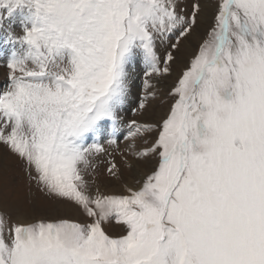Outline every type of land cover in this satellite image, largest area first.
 Segmentation results:
<instances>
[{"label": "snow or ice", "instance_id": "6c2138e0", "mask_svg": "<svg viewBox=\"0 0 264 264\" xmlns=\"http://www.w3.org/2000/svg\"><path fill=\"white\" fill-rule=\"evenodd\" d=\"M205 19L200 0L190 14L183 0H0L12 46L0 145L84 217L0 213V264H264V0H216L166 117L120 130L132 73L143 72L144 110L150 80L172 74ZM121 137L155 163L123 194L93 193L94 161ZM113 218L123 234L105 231Z\"/></svg>", "mask_w": 264, "mask_h": 264}, {"label": "rangeland", "instance_id": "374dc122", "mask_svg": "<svg viewBox=\"0 0 264 264\" xmlns=\"http://www.w3.org/2000/svg\"><path fill=\"white\" fill-rule=\"evenodd\" d=\"M193 2L195 0H183V5L186 6V11L189 14ZM200 2L205 5L207 19L201 20L192 36L187 41L182 42L180 51L176 53L177 61L172 65V74L167 77H154L150 80V83L154 85L152 91H155L156 94L154 98L149 97L145 109L140 111L135 110L146 94V90L143 88L144 76L140 67L134 71L138 92L133 107L128 109V115L120 116L122 120L121 131H126L125 125L131 120H136L139 123L159 124L166 117L171 104L174 102L168 95L170 87L196 52L201 38L205 36L209 28L215 10L216 0H200ZM14 31L18 35L20 34L19 25L15 26ZM165 47L160 48L161 56H163ZM1 57L3 58V56ZM0 68L4 71L1 78L7 82L9 75L7 62H0ZM6 85L5 83L4 87ZM155 135L153 132L145 134V137L150 143L155 139ZM127 143L122 137L119 139L118 145L105 143L110 154L97 157L94 161V169L90 170V176L95 181L91 188L93 193L98 188L100 193L106 195L123 194L126 187H137L136 181L141 179L144 173L151 170L155 160H138L133 155V151L126 148ZM136 143L138 148L144 146L143 139H138ZM0 155V213L10 216L13 221H26L25 223H31L38 219L52 220L60 217L73 220L84 218L82 212L75 205L57 200L55 197L40 191L36 183L30 181L23 162L13 156L3 145H0ZM109 162L117 165V177L108 173ZM103 227L109 235L113 236L121 235L124 232V227L118 224L114 218L105 222Z\"/></svg>", "mask_w": 264, "mask_h": 264}, {"label": "bare ground", "instance_id": "6f19581e", "mask_svg": "<svg viewBox=\"0 0 264 264\" xmlns=\"http://www.w3.org/2000/svg\"><path fill=\"white\" fill-rule=\"evenodd\" d=\"M189 48V47H188ZM12 51V46L3 43L2 41H0V62H8V59L10 58V54ZM3 56V58L1 57ZM7 58V59H6ZM4 74V71L0 68V90H4L6 88V86L4 87L5 83L7 84V82H4L2 80V75ZM131 84H130V95L128 98V102H126L124 108L122 109V111L120 112V116H122L123 114L128 115V109L132 106L133 107V103L135 97H136V93L138 92V85L136 83V74L133 72L131 75ZM121 128H122V124H121ZM124 131V130H123ZM6 149V148H5ZM1 156V155H0ZM28 210V209H27ZM21 218V217H20ZM24 218V217H23ZM23 220V219H22ZM21 221V220H20ZM25 221V220H24ZM26 222V221H25Z\"/></svg>", "mask_w": 264, "mask_h": 264}]
</instances>
